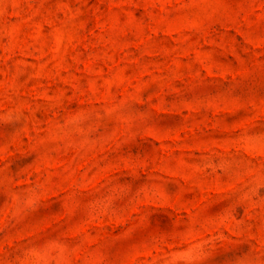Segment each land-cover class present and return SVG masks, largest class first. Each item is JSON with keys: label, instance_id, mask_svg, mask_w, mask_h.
<instances>
[{"label": "rangeland", "instance_id": "374dc122", "mask_svg": "<svg viewBox=\"0 0 264 264\" xmlns=\"http://www.w3.org/2000/svg\"><path fill=\"white\" fill-rule=\"evenodd\" d=\"M0 264H264V0H0Z\"/></svg>", "mask_w": 264, "mask_h": 264}]
</instances>
